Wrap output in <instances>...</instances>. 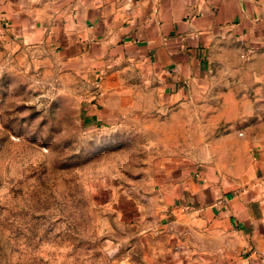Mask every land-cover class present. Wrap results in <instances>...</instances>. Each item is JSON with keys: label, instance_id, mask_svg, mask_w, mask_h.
<instances>
[{"label": "rangeland", "instance_id": "obj_1", "mask_svg": "<svg viewBox=\"0 0 264 264\" xmlns=\"http://www.w3.org/2000/svg\"><path fill=\"white\" fill-rule=\"evenodd\" d=\"M208 61L176 99L150 67L0 35V264H177L162 236L181 231L160 229L173 185L226 186L215 166L237 162L244 186L264 179V46L221 30Z\"/></svg>", "mask_w": 264, "mask_h": 264}, {"label": "crops", "instance_id": "obj_2", "mask_svg": "<svg viewBox=\"0 0 264 264\" xmlns=\"http://www.w3.org/2000/svg\"><path fill=\"white\" fill-rule=\"evenodd\" d=\"M221 30L250 51L263 47L264 0H0L1 36L57 50L66 64L139 63L161 74L176 99L202 80ZM241 167L215 166L216 178L236 177L237 186L189 181L168 191L160 229L181 231L162 236L177 264H264V179L244 186Z\"/></svg>", "mask_w": 264, "mask_h": 264}]
</instances>
